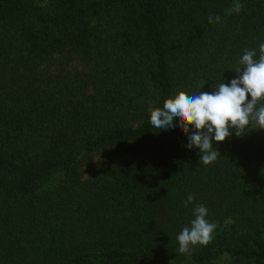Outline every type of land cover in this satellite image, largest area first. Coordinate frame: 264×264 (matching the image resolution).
Masks as SVG:
<instances>
[{"label":"trees","instance_id":"16d2710c","mask_svg":"<svg viewBox=\"0 0 264 264\" xmlns=\"http://www.w3.org/2000/svg\"><path fill=\"white\" fill-rule=\"evenodd\" d=\"M262 43L264 0H0V264H264V130L204 165L150 124ZM197 204L214 238L181 254Z\"/></svg>","mask_w":264,"mask_h":264},{"label":"clouds","instance_id":"9594fccd","mask_svg":"<svg viewBox=\"0 0 264 264\" xmlns=\"http://www.w3.org/2000/svg\"><path fill=\"white\" fill-rule=\"evenodd\" d=\"M242 8L236 2L231 11L239 14ZM220 19L219 15L208 16L209 23ZM256 55V50L245 49L235 69L237 77L227 84L220 83L212 92L188 95L181 91L165 99L162 108L151 110V126L167 131L178 121L179 129L187 136L186 148L198 149L199 161L204 165L212 164L221 156L214 142H223L233 133L242 137L250 130H264V43L259 45L258 60L254 59ZM193 200L189 194L184 207ZM192 211L195 218L190 221L191 227L185 226L177 236L181 254L190 253L196 245L207 246L217 228L206 219L208 209L203 204H197Z\"/></svg>","mask_w":264,"mask_h":264}]
</instances>
